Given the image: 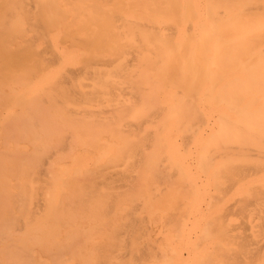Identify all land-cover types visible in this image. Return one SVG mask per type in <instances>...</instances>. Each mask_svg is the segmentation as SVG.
Listing matches in <instances>:
<instances>
[{
	"label": "bare ground",
	"instance_id": "obj_1",
	"mask_svg": "<svg viewBox=\"0 0 264 264\" xmlns=\"http://www.w3.org/2000/svg\"><path fill=\"white\" fill-rule=\"evenodd\" d=\"M2 2L4 22L18 23L15 47L20 38L19 50L31 47L36 36L38 54L48 45L59 61L78 62L64 46L77 50L80 39L70 38L82 29L71 28L75 13L61 0L21 9ZM116 8L114 17L103 9L102 25L96 18L93 46L80 44L89 58L101 50V66L106 52H122L119 69L95 68V80L62 108L74 139L109 132L110 145L95 157L83 150L69 165L49 157L48 144H58L52 135L20 147L14 124L0 127L11 140L0 142V195L13 194L9 166L22 175L14 188L33 193L19 216L0 206V264L6 253L7 264H156V241L171 238L165 227L173 223L188 256L178 254L179 264L194 251L221 250L216 238L247 256L238 263L264 264V0H141L133 7L141 24ZM81 70L61 72V87ZM39 91L23 84L15 98L33 109L49 94ZM220 221L228 224L212 226Z\"/></svg>",
	"mask_w": 264,
	"mask_h": 264
},
{
	"label": "rangeland",
	"instance_id": "obj_2",
	"mask_svg": "<svg viewBox=\"0 0 264 264\" xmlns=\"http://www.w3.org/2000/svg\"><path fill=\"white\" fill-rule=\"evenodd\" d=\"M6 1H9L8 3L13 4L12 9H14V7H20L21 9L29 0ZM11 1L14 2L12 3ZM67 1L61 0V5H67V9L69 10V12L75 13L74 15H72V17H70L69 20V22L74 23V26H72L71 28L78 31L82 29V31L80 30L81 32L74 31V34H72L70 39L77 36L78 39H80V43H82L81 40H83L84 43V40L88 38V43L93 46L92 33L93 31H97L98 33L101 32V30L98 31V29H101L102 27L96 25L95 23L97 22V20L100 19L101 20L97 24L103 23V15L105 14L103 9L105 11L107 10L108 12H106L109 13L111 17L113 16V14L110 13V10L112 8H116L117 6V12L119 10L125 11L127 9L128 11L125 14H128V18L132 16V20L136 24H141L140 22L143 23V20H138V17L136 18V15L138 13H136V11L138 10V8H135L133 11L135 3H139L141 0H94V3L91 0H84L85 4L81 3V1L83 2V0H81L80 3L79 0H70L68 1V3H71V1L72 3H77L71 5H69L68 3L66 4ZM96 1L97 4L99 3L100 10L102 8L101 11H103L100 15L97 14L100 12V10L97 11V13L95 12L96 10H93L94 6L98 7L96 6L97 4H95ZM4 2L0 0V14H3L5 12V10L2 9V3L4 4ZM16 2H18L19 6H17L18 4L16 5ZM102 2L104 3L103 5ZM115 3H117L119 7L118 5H115ZM78 4L82 8L81 9L78 6L79 11L81 9L79 13H77L78 8L75 9ZM87 4L92 5V7H88ZM131 4L133 7H131L130 9ZM100 5L102 7H100ZM123 5H126V7H123ZM83 6L85 8H83ZM120 7L121 9H119ZM74 9L77 12H75ZM85 11L87 12L86 15L88 14V16L83 14L85 13ZM78 16L80 18H78ZM88 17H90V21H94H92L94 23L93 25H91L92 22H87ZM75 18H77V20ZM96 18L98 19L96 20ZM73 19L74 22H72ZM76 23L77 25H75ZM84 23H89L88 26H91V30H84L88 29L86 28V24L83 27ZM17 26L18 23L13 22V19L4 22L3 18L0 16V62H2V64L0 63V123H2L0 127H4V125L6 123L8 124L9 122L13 123V127L15 128L13 129V131H15V133L17 134L16 140L20 147H25L30 144L29 148H31L33 143L42 144L43 137L45 134L52 135L55 139L58 140V144H48V146H50L49 148H47L49 157H64L65 161H68L69 165L73 164L72 158L77 157V155H80L83 150L89 152V157L97 156L99 154V151L103 149V146L110 145L109 139L112 138L110 136V133L102 132L98 135H95V137L88 135L85 138L74 139L72 131L75 125H70L69 128L65 126L66 122L63 120L65 111L62 108L67 104L69 95H71V101H74V91L81 89V86H89L91 81L95 80V78L92 76V73L97 72V70H94L95 68L102 70L109 69V71H117L119 69L118 64L122 58L123 53L118 52L117 55H112L111 59V53L106 52L105 56H109L110 61L107 62L106 65L101 66V62L99 61V58L102 56L99 53L101 52V50H99V52L95 50V52L93 53L94 57L89 58V56L91 55L90 49L88 50L87 48L89 46H85V44L83 46V44L79 43L78 49L74 50L70 49L68 45H65L64 48L66 49L67 54L72 53V55L77 56L78 62L63 63L59 61L58 57L54 55V51L51 54L49 53L48 45H44L45 48L41 49L40 53L38 54L33 47L37 43L36 36H34V38L29 44L32 48L27 47V45H25L21 50H19V46L23 44L22 38L19 39L18 47H15V38L17 35L13 31H18ZM79 27L81 28L79 29ZM23 34L24 33H22L21 35L22 37ZM94 38V42H97L102 38V35L98 34ZM11 44V47H13L14 50L9 51L8 47H10ZM34 56H36L37 58H34ZM48 59L52 61H47ZM81 68L82 70L76 75V80L68 82L64 84V87H61L60 82L62 80H60L59 77L61 72L68 73L70 70H80ZM85 76L87 77V80H85ZM104 77H107V75ZM31 83H34V85L39 86L40 91L38 93L43 91H46V93L49 92V94L40 98L43 102L38 106L34 105L33 109L32 107L34 103L30 100H25L23 99V97H20L18 99L15 98V96L18 94L17 90L20 88L21 85ZM60 90H65V92H59ZM83 102L84 100L80 103ZM58 109H60V112L57 111ZM118 125L119 124H116L115 127H117ZM67 132H69L70 136L65 138L64 135ZM56 133H60V135L56 136ZM89 133L94 134L93 131H89ZM1 141L11 142L9 138V132L8 134L3 132V130L0 132V142ZM5 173H7L6 176L10 178L9 190L13 194L7 192L4 196L0 195V201L3 203L0 206L3 207L2 210L4 212L7 211V213H14L15 215L19 216L20 214L27 212L33 205V193L29 189L23 190L24 187H19V191L14 188V183L18 181L19 178L22 176L20 173H17L14 169H11L10 172V166L8 172ZM12 178H14L16 181H13ZM100 180L96 179V182H99ZM13 197L17 205L16 210H13ZM4 198L5 200H3ZM223 223V221H220L218 224H213L212 226H218L219 228H222L223 225L226 226L228 224L227 223L225 225ZM166 225L167 226L165 227V231L166 233H171V238L165 237L160 241H156V243L159 242V245L158 243L156 244L159 247L156 246L158 247L157 249H155L157 253V258L154 257L153 259H156V264H168L166 262L168 260L170 264H179V260H177L178 254L185 252V258H188L186 254L187 251L184 250L185 241L178 240L179 237L177 236L179 234V227H175L174 223L172 225ZM158 227L160 229L161 227H163V225ZM212 240L215 241L216 244H220L221 250L218 251V249H216V251H212V249H210V251L208 249L209 254L207 252L205 254L201 252L196 255L194 251V255H192L189 260L186 259L183 264H240L242 260L246 259L247 256H245L241 252V254L239 255L237 249H233L229 243L220 241L217 238L215 240ZM232 251L234 253L236 251V254H234ZM224 253L226 255H224ZM227 253L231 255V258H229L230 255L227 256ZM8 254L9 253H6L2 256V264H7L6 256ZM232 259H234V262ZM143 261L144 264H147L148 260L145 259ZM150 261L152 262L151 259ZM238 261L240 262L238 263Z\"/></svg>",
	"mask_w": 264,
	"mask_h": 264
}]
</instances>
